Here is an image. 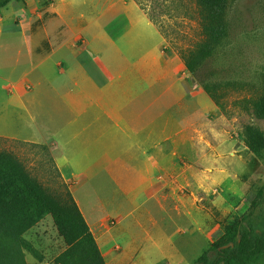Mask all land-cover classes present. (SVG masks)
I'll use <instances>...</instances> for the list:
<instances>
[{"label": "crops", "instance_id": "0c3cea01", "mask_svg": "<svg viewBox=\"0 0 264 264\" xmlns=\"http://www.w3.org/2000/svg\"><path fill=\"white\" fill-rule=\"evenodd\" d=\"M61 7L70 20L56 8L30 26L0 16V137L50 143L106 264H187L176 242L182 116L161 112L166 99L181 108L184 63L163 57L164 38L134 0Z\"/></svg>", "mask_w": 264, "mask_h": 264}, {"label": "rangeland", "instance_id": "374dc122", "mask_svg": "<svg viewBox=\"0 0 264 264\" xmlns=\"http://www.w3.org/2000/svg\"><path fill=\"white\" fill-rule=\"evenodd\" d=\"M57 1L53 7L55 0H12L0 8V16L6 26L20 19L30 26L44 11L52 13L55 8L65 17L61 0ZM134 1L164 38L163 57H178L184 63L178 85L181 108L177 99L176 103L166 99L161 112L182 116L183 170L180 185L175 187L181 196L182 228L176 242L186 253L187 264H198L199 255L219 242L228 224L258 221L264 209V150L254 154L244 135L248 125L264 133V118L256 117L252 108L245 107L250 104L242 101L264 93V0H229L227 35L211 45L210 54L196 65L194 73L186 69L181 55L207 40L201 21L206 11L196 0ZM54 34L61 35V30ZM40 144L46 147L0 137V152L17 157L28 171L25 178L0 191V231L42 201L70 192L49 156L50 143ZM184 232L190 233V250L183 244ZM24 237L33 248L25 250L27 264H60L58 256L67 245L50 215L30 227Z\"/></svg>", "mask_w": 264, "mask_h": 264}, {"label": "trees", "instance_id": "16d2710c", "mask_svg": "<svg viewBox=\"0 0 264 264\" xmlns=\"http://www.w3.org/2000/svg\"><path fill=\"white\" fill-rule=\"evenodd\" d=\"M12 0H0V8ZM206 14L202 21V30L207 40L196 49L183 52L181 57L185 67L194 73L196 65L210 54V47L227 35V8L229 0H196ZM53 14L47 12L38 23ZM211 94V87L204 84ZM216 99V97L214 96ZM247 109H253L256 117L264 118V93L256 98H245ZM218 103V102H217ZM245 144L254 153L264 150V133L261 129L246 126ZM28 175V171L15 157L0 152V191ZM50 215L58 234L66 243V249L58 256L60 264H106L103 254L87 224L77 203L70 192L42 201L25 216L7 229L0 231V264H27L25 250H32L24 233L40 220ZM258 221L250 223L234 221L225 227L218 243L212 244L198 257V264H264V209Z\"/></svg>", "mask_w": 264, "mask_h": 264}]
</instances>
